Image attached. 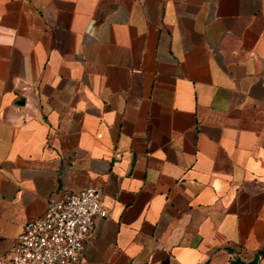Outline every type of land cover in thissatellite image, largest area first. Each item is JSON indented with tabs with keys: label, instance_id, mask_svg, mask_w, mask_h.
I'll list each match as a JSON object with an SVG mask.
<instances>
[{
	"label": "crops",
	"instance_id": "obj_1",
	"mask_svg": "<svg viewBox=\"0 0 264 264\" xmlns=\"http://www.w3.org/2000/svg\"><path fill=\"white\" fill-rule=\"evenodd\" d=\"M85 186L77 264H264V0H0V254Z\"/></svg>",
	"mask_w": 264,
	"mask_h": 264
},
{
	"label": "built area",
	"instance_id": "obj_2",
	"mask_svg": "<svg viewBox=\"0 0 264 264\" xmlns=\"http://www.w3.org/2000/svg\"><path fill=\"white\" fill-rule=\"evenodd\" d=\"M108 215L96 186L69 190L50 199L45 211L27 220L0 264H77L95 219Z\"/></svg>",
	"mask_w": 264,
	"mask_h": 264
}]
</instances>
